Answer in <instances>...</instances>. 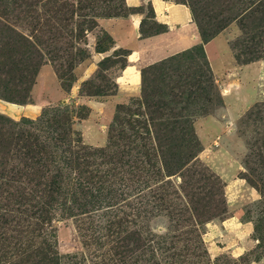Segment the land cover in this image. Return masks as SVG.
<instances>
[{"label":"rangeland","instance_id":"rangeland-1","mask_svg":"<svg viewBox=\"0 0 264 264\" xmlns=\"http://www.w3.org/2000/svg\"><path fill=\"white\" fill-rule=\"evenodd\" d=\"M182 1L199 46L127 98L123 0H0V264H264V0Z\"/></svg>","mask_w":264,"mask_h":264},{"label":"crops","instance_id":"crops-1","mask_svg":"<svg viewBox=\"0 0 264 264\" xmlns=\"http://www.w3.org/2000/svg\"><path fill=\"white\" fill-rule=\"evenodd\" d=\"M126 9H134L126 15L109 16V22L102 29L109 43L105 54L94 53V63L124 50V65L113 78L118 95L132 97L139 93L141 70L158 62L182 55L199 46L198 29L193 21L189 7L182 0H123ZM147 13L150 12V17ZM150 21L149 24L146 22ZM105 25V24H104ZM153 25L160 31L151 32ZM212 40L202 45L206 60L214 74L211 54L215 58L216 48ZM52 74V73H51ZM56 85L53 75L49 76ZM53 83V84H54ZM56 92V91H55ZM40 104L33 102L22 106H9L8 113L16 117L34 118Z\"/></svg>","mask_w":264,"mask_h":264},{"label":"trees","instance_id":"trees-1","mask_svg":"<svg viewBox=\"0 0 264 264\" xmlns=\"http://www.w3.org/2000/svg\"><path fill=\"white\" fill-rule=\"evenodd\" d=\"M147 15H148V17H150V12H148L147 13ZM193 21H194V18H193ZM195 22V21H194ZM196 24V23H195ZM196 26H197V24H196ZM197 29H198V27H197ZM161 30V27L160 26H157V25H153V27H152V31L151 32H157V31H160ZM150 67V66H149ZM148 68V67H147ZM143 70V69H142ZM141 70V84H142V71Z\"/></svg>","mask_w":264,"mask_h":264}]
</instances>
